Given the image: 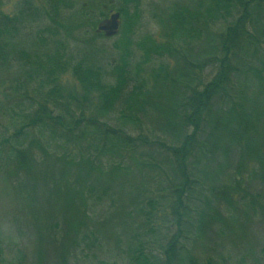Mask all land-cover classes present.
<instances>
[{"label": "trees", "instance_id": "obj_1", "mask_svg": "<svg viewBox=\"0 0 264 264\" xmlns=\"http://www.w3.org/2000/svg\"><path fill=\"white\" fill-rule=\"evenodd\" d=\"M10 1L0 216L31 225L39 264L41 244L70 264L111 228L129 264H242L226 243L264 228V0H174L155 31L145 0Z\"/></svg>", "mask_w": 264, "mask_h": 264}, {"label": "rangeland", "instance_id": "obj_2", "mask_svg": "<svg viewBox=\"0 0 264 264\" xmlns=\"http://www.w3.org/2000/svg\"><path fill=\"white\" fill-rule=\"evenodd\" d=\"M171 1L174 0H145L142 3V7L144 8V16L143 19L146 21V26L144 28L145 31H155L157 30L156 22L153 19V7L157 6H165L168 5ZM111 5L114 7L116 6V3L112 1ZM18 6V0H11L7 4H5L4 9L5 11L12 13L15 9V7ZM107 19V18H106ZM103 19L101 22H103ZM100 22V23H101ZM99 23V24H100ZM144 31V32H145ZM103 32V31H102ZM104 35H102V38L100 39L99 43L107 46L113 44L118 35L115 34L113 36H108L103 32ZM1 190V185H0ZM5 202V200H4ZM0 226L2 231V236L0 239H3V242L10 247H12L7 255L4 256V262L2 264H20L18 262L20 259L18 258L17 254V248L24 247V252L26 254L25 257L26 261L24 264H39L38 254L36 247L39 246V243L36 241L38 238L37 235L32 229H30L29 226H31L29 223L27 224L28 228L25 225V221L23 225L16 224L15 221H11L9 217H5L4 215L0 216ZM21 230L22 232H20ZM115 230V229H114ZM112 228L110 229L111 233L108 234L107 238H101L99 245H95L92 247L91 251H88L87 256H82L78 261L75 260V258H70L69 263L70 264H97L99 260H104L111 262L113 264H129V262L126 260V257L124 256L123 249L125 248L124 241L125 238L123 236V231L120 229H117L118 232H113ZM122 239L123 244L119 242V239ZM48 244L44 243L41 244V249L44 252L43 257L47 263L44 264H56L59 260L55 253L47 247ZM228 249H230L234 255L239 256H245L246 258H241L243 260L244 264H264V228L263 226L257 222V220L252 221V223L249 225L247 229V235L245 238H243L242 242H238L237 246H234L233 243H226ZM250 253L251 257H248L247 253ZM253 252V253H252ZM232 253V254H233ZM256 257V258H255ZM48 260V261H47ZM242 263V264H243Z\"/></svg>", "mask_w": 264, "mask_h": 264}, {"label": "water", "instance_id": "obj_3", "mask_svg": "<svg viewBox=\"0 0 264 264\" xmlns=\"http://www.w3.org/2000/svg\"><path fill=\"white\" fill-rule=\"evenodd\" d=\"M121 27V15L119 11H112L110 16L98 25V30L108 36L117 34Z\"/></svg>", "mask_w": 264, "mask_h": 264}]
</instances>
